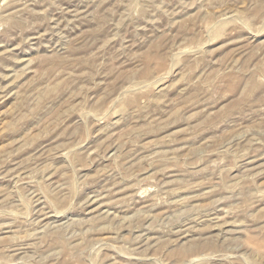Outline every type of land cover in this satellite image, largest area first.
I'll use <instances>...</instances> for the list:
<instances>
[{"label":"rangeland","instance_id":"1","mask_svg":"<svg viewBox=\"0 0 264 264\" xmlns=\"http://www.w3.org/2000/svg\"><path fill=\"white\" fill-rule=\"evenodd\" d=\"M0 264H264V0H0Z\"/></svg>","mask_w":264,"mask_h":264}]
</instances>
